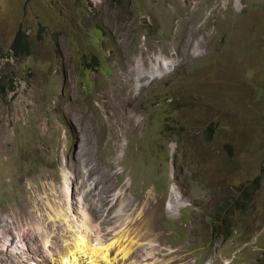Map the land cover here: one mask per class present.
<instances>
[{"label": "rangeland", "instance_id": "obj_1", "mask_svg": "<svg viewBox=\"0 0 264 264\" xmlns=\"http://www.w3.org/2000/svg\"><path fill=\"white\" fill-rule=\"evenodd\" d=\"M67 181L142 201L173 264H264V0H0V218Z\"/></svg>", "mask_w": 264, "mask_h": 264}, {"label": "bare ground", "instance_id": "obj_2", "mask_svg": "<svg viewBox=\"0 0 264 264\" xmlns=\"http://www.w3.org/2000/svg\"><path fill=\"white\" fill-rule=\"evenodd\" d=\"M163 66L164 69L155 65L148 71L142 67L137 90L171 70L172 63L164 61ZM93 172L94 168L90 169V175ZM97 182L105 183L104 176ZM97 182H91L90 191L76 202L70 199L69 181L64 197L50 188L49 196L39 198L36 217L28 221V229L20 223L9 225L0 218V241L19 234V240L13 237L8 239L10 242L2 241L3 247L7 251L11 248L13 253L5 259L1 257L0 264H173L171 251L164 252L162 235L148 219L146 205L141 201L133 206L125 196L109 209L108 189ZM113 196L114 201L119 195ZM36 238L38 244L33 243Z\"/></svg>", "mask_w": 264, "mask_h": 264}, {"label": "trees", "instance_id": "obj_3", "mask_svg": "<svg viewBox=\"0 0 264 264\" xmlns=\"http://www.w3.org/2000/svg\"><path fill=\"white\" fill-rule=\"evenodd\" d=\"M11 48L13 49L14 53L16 55H26L28 54V40L27 37L25 35V32L21 29H18L14 39L12 40L11 43ZM96 67L94 66V69ZM166 127H171L172 126V122L168 120H166ZM207 132L209 133V135L211 134H215V128L213 125L209 126L207 128ZM247 188L244 189L243 192H246Z\"/></svg>", "mask_w": 264, "mask_h": 264}]
</instances>
